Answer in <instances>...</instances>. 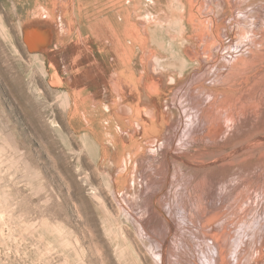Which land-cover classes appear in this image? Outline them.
Here are the masks:
<instances>
[{"label": "rangeland", "instance_id": "rangeland-1", "mask_svg": "<svg viewBox=\"0 0 264 264\" xmlns=\"http://www.w3.org/2000/svg\"><path fill=\"white\" fill-rule=\"evenodd\" d=\"M190 1L0 0V264H264V0Z\"/></svg>", "mask_w": 264, "mask_h": 264}, {"label": "bare ground", "instance_id": "bare-ground-1", "mask_svg": "<svg viewBox=\"0 0 264 264\" xmlns=\"http://www.w3.org/2000/svg\"><path fill=\"white\" fill-rule=\"evenodd\" d=\"M193 0H191L190 2H192ZM222 1V2H221ZM188 2V1H187ZM192 4V3H191ZM216 4L220 7V8H223L224 6H226L227 4H230V2L228 1V0H217L216 1ZM184 5V4H183ZM188 6H189V2H188ZM191 7H193V6H191ZM218 7V8H219ZM235 7L238 9V2H236L235 3ZM189 9V13L188 14H185V17H186V15H187V20L188 21H191L193 18H194V16L193 15H191V12H192V9L189 7L188 8ZM254 13H256V15L257 16H262L261 18H263V20H264V4H262L258 9L256 8V9H254V8H252L251 10H249V11H244V14H243V16H242V18H245V17H247V16H249L250 14H254ZM186 20V19H185ZM183 21V20H182ZM259 20H258V17L255 19V21L252 19V20H250V22L252 23V27H251V30H252V28H253V22H258ZM187 23V22H186ZM260 24H261V22H260ZM190 25V24H189ZM254 25H256V23L254 24ZM188 28V27H187ZM186 28V29H187ZM225 29V28H224ZM31 34V33H30ZM33 34V33H32ZM262 39H264V35L261 37ZM31 39H32V37H31ZM36 39V38H35ZM37 40V39H36ZM32 43V42H31ZM46 43V42H45ZM47 43H49V42H47ZM258 43V40L257 39H254L253 41H252V44H253V47L250 49V52H249V54L247 53V55L246 56H244V57H241V58H235L234 59V64H232V62L230 61L229 63H231V66H230V68L232 67V66H234L235 64H240L241 62H243V60H245V59H247V58H252V57H256V59H254V60H252V59H250V61L248 62V64L246 65V67L245 68H243V70L242 71H245V70H247L244 74H243V79L242 80H245V79H247V77H244V75L247 73H249L250 71H252L253 69H256L257 67H258V64L260 63V61L262 60V57L260 58V56H258V54H257V50H256V48H255V46L256 45H258L257 44ZM32 46V45H31ZM92 59V58H91ZM247 61V60H246ZM246 61H244V62H246ZM236 62V63H235ZM247 63V62H246ZM243 64V63H242ZM229 68V69H230ZM96 72V71H95ZM233 75H236V73L235 74H233ZM226 76V75H225ZM230 75H228V77H229ZM227 77V76H226ZM225 77V78H226ZM232 78V77H231ZM235 78V77H234ZM237 78V77H236ZM228 79V78H227ZM224 79H222V81H223ZM242 80H239V82L238 81H236V80H232L231 79V81L230 82H228L229 83V85H232V86H237V85H240V81H242ZM223 84V83H222ZM237 89V88H236ZM225 91H227L228 92V90L226 89V88H224V89H220V92H222V93H225ZM137 109V108H136ZM198 111H199V113H200V115H199V117H198V120H197V122H195V123H193V129H192V126L190 125V122L189 123H187L186 125H184L183 124V126L185 127V129H184V132H182V131H179L180 130V127H181V125H179V123L181 124V121L180 122H178V128H176L175 130H174V133H172V141H173V143L172 144H174V143H176L177 141L178 142H181V140H182V138H186V136H187V134L189 133L188 131H185V130H189V131H191L192 132V134H193V132L195 131V134H194V138L195 137H197L198 135H199V133H200V131H202L203 130V128H205V130H206V136H212V135H215L221 128H223V126L224 125H222V127H221V125H220V127L221 128H218V127H216L215 126V123H216V121L214 122V120H212L211 121V117H210V112L207 110V108L206 107H200V108H198ZM216 113V112H215ZM217 114V113H216ZM212 115V114H211ZM234 115V114H233ZM236 115V114H235ZM233 117V116H232ZM233 118H235V117H233ZM239 119H240V117H238ZM236 119V118H235ZM217 120V119H216ZM227 120V119H226ZM237 120V119H236ZM241 120V119H240ZM243 120V119H242ZM201 121V122H200ZM238 122V121H237ZM236 122V123H237ZM240 123V122H239ZM217 125V124H216ZM229 125V124H228ZM144 126H146V122H145V124H144ZM231 126H232V124H231ZM146 128L145 127H143L142 125H140V127H138V128H136L135 129V133H134V136H139V135H142L143 133H146V132H144V130H145ZM226 129V128H225ZM223 130V129H222ZM181 132V133H180ZM225 132V131H224ZM220 133V132H219ZM223 135V134H222ZM225 135V134H224ZM205 136V135H204ZM220 137V136H219ZM218 137V138H219ZM184 142V141H183ZM251 144V143H250ZM244 146V145H243ZM143 161V160H142ZM147 175V174H146ZM149 175L151 176V174L149 173ZM147 177V176H146ZM117 182V181H116ZM114 183V180H112V184ZM118 183V182H117ZM111 184V185H112ZM152 198H153V195H152V197L150 198L151 200H149V202H150V205H151V207L152 208H154L155 209V211L157 212V213H159V215H160V217H162L163 219H167V218H169V215H167L166 214V212H165V209L163 208V210H162V208H160V206L158 205V203H153V201H152ZM183 205V204H182ZM169 206V205H168ZM184 207V206H183ZM124 208V207H123ZM222 208V207H221ZM221 208H219V209H221ZM122 209V208H121ZM171 209V208H170ZM219 209L218 208H215V210L216 211H219ZM224 209V208H223ZM214 210V211H215ZM154 211V210H153ZM167 211V210H166ZM221 211V210H220ZM137 212V211H136ZM155 212V213H156ZM172 213V212H171ZM208 213H210V211L208 212ZM214 213V212H213ZM215 213H217L218 215H219V212H215ZM214 213V214H215ZM140 214V213H139ZM217 214H215V216L214 217H216L217 216ZM212 215V214H211ZM213 216H210V217H208V216H206L205 215V218L207 219V221H209V220H212L214 217ZM148 217V216H147ZM208 217V218H207ZM218 217V216H217ZM210 218V219H209ZM132 219L136 222V224H138V229H139V235H141V237L143 238V239H147L148 238V233H147V230H149V229H146V227H145V225L141 222V221H139L136 217H132ZM172 219V218H171ZM180 219H182V218H180ZM196 219V218H195ZM216 219V218H215ZM182 220H184V219H182ZM188 220V219H187ZM191 221V220H190ZM204 222V221H203ZM189 223V222H188ZM198 223V222H197ZM206 223V222H205ZM143 224V225H142ZM165 224V223H164ZM171 224H173V223H171ZM161 225H163V224H161ZM170 225V224H169ZM166 226V225H165ZM177 226H178V224H177ZM180 226V225H179ZM203 226V225H202ZM185 227V226H184ZM198 227V226H197ZM178 228H180V227H178ZM182 228V227H181ZM200 229H201V227H199ZM198 228V229H199ZM219 228H221V227H219ZM161 229V228H160ZM169 229V228H168ZM183 229V228H182ZM204 229V228H203ZM151 230V229H150ZM153 230V229H152ZM171 230V229H170ZM177 230V229H176ZM224 230V229H223ZM172 231V230H171ZM189 231V230H188ZM195 231V230H194ZM202 231V230H201ZM151 232V231H150ZM196 232H198V230H196ZM215 232H217V231H215ZM159 233V232H158ZM162 234H163V232H161ZM175 233V232H174ZM180 233V232H179ZM171 234V233H170ZM194 234H196V233H194ZM198 234V233H197ZM202 234H205V233H202ZM210 234V233H209ZM169 235V234H168ZM180 235V234H179ZM188 235V234H187ZM199 235H200V232H199ZM208 235V234H207ZM256 235V234H255ZM163 236H164V234H163ZM175 236H176V233H175ZM189 236H192L191 234L189 235ZM203 236H205V235H203ZM215 236V235H214ZM237 236V235H236ZM262 236V235H261ZM169 237V236H168ZM167 237V238H168ZM219 237V236H218ZM164 238V237H163ZM162 238V239H163ZM171 238V237H170ZM169 238V239H170ZM175 238V237H174ZM191 238V237H190ZM195 238V237H194ZM203 238H205V237H203ZM207 238V237H206ZM233 238V237H232ZM246 238V237H245ZM161 239V238H160ZM178 239H180V237L178 236ZM211 239V238H210ZM231 239V238H230ZM174 241H175V239H173ZM209 240V239H208ZM229 240V237L228 238H225L224 240H223V242H221V243H218V244H216V243H214V244H216L217 246H213L214 247V250H215V252L211 249V247L212 246H210L211 245V243H210V245L208 246V245H205L204 244V242H206L205 240H203V244H204V247H203V244L201 243V241H200V243H201V245L200 244H196V246L197 245H200L201 247H203L204 248V250H203V258H204V263L203 264H232V259L231 258H229V256H228V258H227V248H226V246H227V243L228 242H226V241H228ZM164 241V239L162 240V243L160 244V246L158 245V247H159V250H158V252L156 253V256H157V259H158V264H169V262H170V264H171V262L173 263V264H175L174 263V261H176V257H174V258H172V252H171V249L172 248H170L171 246H173V245H171L170 246V243H168V244H166L165 242H163ZM169 241V240H168ZM173 241V242H174ZM189 241V240H188ZM190 241H192V240H190ZM194 241V240H193ZM243 241V240H242ZM258 241V240H257ZM176 242V241H175ZM210 242V241H209ZM246 243H247V241H245ZM244 242V243H245ZM195 243V242H194ZM231 243H233L232 241H231ZM243 243V242H242ZM241 243V244H242ZM243 243V244H244ZM174 244V243H173ZM192 243H190V245H191ZM207 244V243H206ZM229 244V243H228ZM151 245V244H150ZM188 245V244H187ZM231 246V245H230ZM232 246H234L233 244H232ZM244 246H246V245H244ZM174 247V246H173ZM178 247V246H177ZM176 247V248H177ZM195 247V246H194ZM248 247V246H247ZM175 248V247H174ZM189 248H190V246H189ZM197 248V247H196ZM242 248H244V247H242ZM241 248V249H242ZM179 249V248H178ZM195 249V248H194ZM197 249H199V248H197ZM197 249H195V250H197ZM238 249H240V248H238ZM153 249H151V251H152ZM155 250V249H154ZM174 250V249H173ZM250 250V249H249ZM156 251V250H155ZM183 251V250H182ZM200 252L202 251L201 249L199 250ZM241 251V250H240ZM243 252H245V251H243ZM248 252V251H247ZM246 252V253H247ZM154 253V252H153ZM191 253V252H190ZM241 254V253H240ZM249 254V253H248ZM247 254V255H248ZM154 255V254H153ZM238 255V254H237ZM176 256H177V254H176ZM194 256V255H193ZM201 255L199 254V257H200ZM231 256V255H230ZM246 256V255H245ZM244 256V257H245ZM254 256V254L252 253L249 257H248V260L249 259H251L252 260V258H253V260H254V258H255V256ZM237 257V256H236ZM239 258V257H238ZM234 260V259H233ZM237 260V259H236ZM243 260V259H242ZM241 260V261H242ZM245 260V259H244ZM239 261V260H238ZM189 262V261H188ZM192 262V261H191ZM195 262V261H194ZM244 262V261H243ZM195 264H196V262H195Z\"/></svg>", "mask_w": 264, "mask_h": 264}]
</instances>
